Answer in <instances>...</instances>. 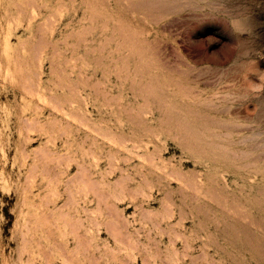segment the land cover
I'll use <instances>...</instances> for the list:
<instances>
[{
    "label": "rangeland",
    "instance_id": "obj_1",
    "mask_svg": "<svg viewBox=\"0 0 264 264\" xmlns=\"http://www.w3.org/2000/svg\"><path fill=\"white\" fill-rule=\"evenodd\" d=\"M0 264H264V0H0Z\"/></svg>",
    "mask_w": 264,
    "mask_h": 264
}]
</instances>
